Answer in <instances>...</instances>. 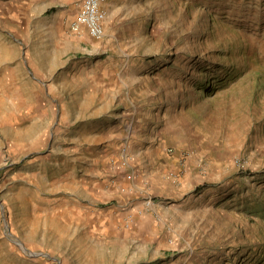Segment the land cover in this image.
<instances>
[{
  "label": "rangeland",
  "instance_id": "rangeland-1",
  "mask_svg": "<svg viewBox=\"0 0 264 264\" xmlns=\"http://www.w3.org/2000/svg\"><path fill=\"white\" fill-rule=\"evenodd\" d=\"M76 12L0 0V264H264V0Z\"/></svg>",
  "mask_w": 264,
  "mask_h": 264
},
{
  "label": "crops",
  "instance_id": "crops-1",
  "mask_svg": "<svg viewBox=\"0 0 264 264\" xmlns=\"http://www.w3.org/2000/svg\"><path fill=\"white\" fill-rule=\"evenodd\" d=\"M80 0H62L63 3H68V4H73L75 6L78 5V2ZM144 0H106L104 4V29H107V33L109 36L116 37V31L119 28V25L117 24L121 20H131L134 18L136 13L138 12V4L141 3ZM3 45V38L0 34V48L2 49ZM6 45V44H5ZM8 45V44H7ZM6 45V47H7ZM9 81V80H8ZM6 80L3 82V80L0 82V95L2 98H5L9 95L10 93V88L9 83ZM13 94V92H11ZM84 99V98H83ZM83 101V106L87 108L88 103L87 101ZM151 170V168H147L144 170L143 173H148ZM136 185V184H134ZM137 187V185H136ZM110 191V190H109ZM114 197H119V194L114 192ZM123 198L121 197V200ZM148 216V215H147ZM140 219V218H139ZM149 219V218H147ZM100 220V218L98 219ZM144 221V222H143ZM95 221V223H92L90 226V238L89 241L91 244H99V243H104L108 239L111 240L112 238L107 236L103 231L107 228L106 226L108 224L99 223ZM140 223L143 222L141 225V228H147L149 227L148 222H146L145 214L142 216V219L139 221ZM91 229H94L93 232ZM101 229V230H99Z\"/></svg>",
  "mask_w": 264,
  "mask_h": 264
},
{
  "label": "built area",
  "instance_id": "built-area-1",
  "mask_svg": "<svg viewBox=\"0 0 264 264\" xmlns=\"http://www.w3.org/2000/svg\"><path fill=\"white\" fill-rule=\"evenodd\" d=\"M106 0H80L76 15L70 21L71 32L78 36L88 35L101 39L105 34L103 7Z\"/></svg>",
  "mask_w": 264,
  "mask_h": 264
}]
</instances>
